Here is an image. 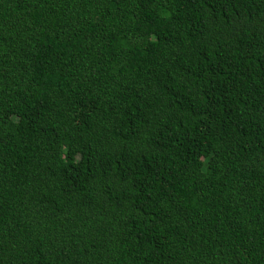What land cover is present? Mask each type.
<instances>
[{
  "label": "trees",
  "instance_id": "trees-1",
  "mask_svg": "<svg viewBox=\"0 0 264 264\" xmlns=\"http://www.w3.org/2000/svg\"><path fill=\"white\" fill-rule=\"evenodd\" d=\"M0 264H264V0H0Z\"/></svg>",
  "mask_w": 264,
  "mask_h": 264
},
{
  "label": "rangeland",
  "instance_id": "rangeland-1",
  "mask_svg": "<svg viewBox=\"0 0 264 264\" xmlns=\"http://www.w3.org/2000/svg\"><path fill=\"white\" fill-rule=\"evenodd\" d=\"M163 192L168 193L165 187H162Z\"/></svg>",
  "mask_w": 264,
  "mask_h": 264
}]
</instances>
